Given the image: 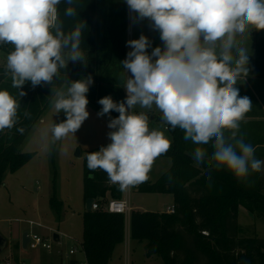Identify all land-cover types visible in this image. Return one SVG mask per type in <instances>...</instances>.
<instances>
[{"label":"clouds","instance_id":"1","mask_svg":"<svg viewBox=\"0 0 264 264\" xmlns=\"http://www.w3.org/2000/svg\"><path fill=\"white\" fill-rule=\"evenodd\" d=\"M132 23L148 20L158 31L163 47L152 48L141 33L130 39L124 60L127 73L126 97L116 102L101 98L98 117L109 116L107 133L111 141L98 151L88 152L90 171L102 170L109 183L130 190L148 179L155 160L171 148L166 135L179 128L185 142L197 145L193 159L209 169L227 170L238 179L264 170V160L255 157V147L239 136L241 122L253 103L241 96L238 81L250 72L249 49L243 38L253 30H264V0H124ZM65 5L63 18L58 6ZM82 0H0V46L12 45L2 76L11 79L19 97L61 79L69 62L87 66L81 48L87 24L78 19ZM65 19L75 20L65 31ZM94 83L91 75L79 80L64 78L53 91L50 107L65 119L52 121L36 130L45 152L58 141L81 128L90 113L87 93ZM142 111L136 112V108ZM20 101L7 89H0V131L11 130L20 120ZM155 108L162 115L159 126L150 129L146 111ZM119 115L111 117V112ZM24 117L31 119L27 110ZM23 135L24 127L16 129ZM235 143L229 142L225 132ZM238 137V138H237ZM212 148L209 156L202 147Z\"/></svg>","mask_w":264,"mask_h":264},{"label":"trees","instance_id":"2","mask_svg":"<svg viewBox=\"0 0 264 264\" xmlns=\"http://www.w3.org/2000/svg\"><path fill=\"white\" fill-rule=\"evenodd\" d=\"M107 6H115L117 11L115 8L107 11ZM64 8L63 3L58 6L61 18ZM78 12V19L87 24L81 44L87 66L69 62L67 68L61 70V79H54L52 86L33 89L30 82L26 83L23 90L27 95L20 98L11 79L3 78L4 64H0V89H7L21 104L19 123L11 130L0 131V176L8 164L14 171L34 155V152L18 151V145L50 103L54 94L51 89L60 87L64 78L79 80L91 75L94 83L86 95L98 111L102 108L98 101L105 96H111L116 102L124 99L125 70L120 61L126 55V25L122 23L126 18V3L124 0H82ZM101 17L110 18V23L106 26L100 24ZM75 22L65 19V31L70 30ZM12 50L10 44L0 46L2 52ZM254 68L255 75L264 77V30H254ZM25 110L31 113V119L24 117ZM110 115L115 118L119 113L113 111ZM105 116L109 119L108 115ZM19 127L26 129L23 135L16 131ZM168 132L171 148L161 156L171 159L170 167L155 181L148 178L135 188L142 193H171L174 211H131V238L144 240L146 255H157L164 264H264V238L238 235L236 223L239 200L245 204L252 202L264 210V195L259 189L240 184L227 170L203 171L195 167L186 152L183 132L179 128ZM86 155L83 158L84 201L91 197L102 205L108 199L107 195L120 198L121 190L109 183L104 171L89 170ZM208 182L226 192L213 193ZM49 204L60 214L61 202L56 199L55 192ZM124 221L123 214L108 212L101 207L84 210L81 247L86 264H108L114 247L123 241Z\"/></svg>","mask_w":264,"mask_h":264},{"label":"rangeland","instance_id":"3","mask_svg":"<svg viewBox=\"0 0 264 264\" xmlns=\"http://www.w3.org/2000/svg\"><path fill=\"white\" fill-rule=\"evenodd\" d=\"M112 8L117 11L115 6H110L109 9ZM149 23L146 19L139 23H132L128 11L124 34L126 42L130 39H138L141 33L146 35L152 42V47L148 49L151 53L152 48L163 47V44L159 32L153 31ZM248 38L250 40V34L238 39H242L244 46L248 48ZM130 50L127 47V52ZM7 54L0 51V64L6 63ZM126 79L127 73H125L123 86ZM123 92L125 99V89ZM87 110L90 115L75 136L70 135L58 141L52 146L50 152H45L38 142L36 130L52 121L59 123L65 119L63 112L54 115L49 103L17 148L20 152H34V155L18 169L11 171L8 164L2 172L0 176V235L7 240V245L0 251V264H40L47 261L33 260H39L48 253H56V251L59 256L68 260L73 256L69 253V249L75 251V256L81 259V262L85 261L79 243L83 229L82 214L85 210L83 158L89 151H98L101 146H107L111 142L107 137L110 131L107 127L109 119L106 116L98 117L99 111L91 103H88ZM134 111L139 112L142 109L137 107ZM143 111H146L149 117L153 113L157 115L151 128L158 127L162 114L155 108L150 112ZM76 149L80 151L79 156L75 155ZM170 165V158L158 157L148 173L149 179L155 181ZM54 192L56 199L61 202L60 214L49 204ZM107 196L111 199L109 195ZM126 197L129 198L132 208L139 211L165 212L166 208L172 205L173 200L171 194L142 193L133 191V188L128 193L127 190L121 191L120 198ZM239 201L242 203L238 204V235L248 237L256 234L258 238H264V220L256 216L255 206L247 205L241 199ZM257 209L260 211L259 207ZM24 231L36 233L42 239H47L52 247L50 249L41 246L23 248L21 237ZM53 233L60 234L59 243L52 239ZM125 238L115 248L114 261L120 260L121 264H164L157 255L152 258L144 256L145 241L139 242L128 235L129 248H127Z\"/></svg>","mask_w":264,"mask_h":264},{"label":"crops","instance_id":"4","mask_svg":"<svg viewBox=\"0 0 264 264\" xmlns=\"http://www.w3.org/2000/svg\"><path fill=\"white\" fill-rule=\"evenodd\" d=\"M106 8L108 11V9L110 7L107 6ZM127 14H128V6L126 5V17H127ZM99 21L101 22L100 24L106 26L110 23L111 20L108 17H101V18H99ZM122 23L126 25V18L124 19V21L122 20ZM124 39H125V34H124ZM247 46H248V49L250 52V58H249L250 72H249V75L245 79L244 82L238 81L237 86H239L240 95L241 96H245V95L248 96L252 100L253 106H252L251 111H249L246 114L245 120L241 122L240 132L238 134V137L243 136L246 143H251L256 149L255 157L257 159L264 160V77H259V76L255 75V68H254V30L250 33V40L248 38V45ZM251 46H252V48H251ZM125 48H126V54H127L126 40H125ZM125 57H126V55H125ZM125 73H126V71H125ZM156 116L157 115H155L154 113L150 114V117H149L150 127L152 125L153 120L156 119ZM167 136L171 139L169 132H167ZM225 136L229 140V142L235 143V140L231 138L230 132L226 131ZM185 146H186V152L191 156L192 164L195 167L201 168L203 171L210 170L207 163L197 164L194 161L193 153H194L195 147H197V145L193 144L191 141H188V142H185ZM202 147H204L207 150V153L210 156L211 152H212V148H211L210 144L209 145H203ZM212 170H215V169H212ZM234 177H236V176L234 175ZM236 179L238 180V182L240 184L248 185L250 187H253L254 189H259L260 193L262 195H264V170H262L261 172H252L246 178L238 179L236 177ZM207 186L215 194L216 193L217 194H224L226 192L222 187L216 186L211 182H208ZM133 191L138 192L135 187H133ZM158 194H171V193H158ZM107 198H108V196H107ZM128 200H129V198H128ZM129 204H130V202H129ZM251 204H253L255 206V209L257 211L256 216L261 218L262 220H264V210H262L261 207H259L258 205L256 206V204H254L252 202L247 203V205H251ZM172 205H173V200H172ZM130 206H131V204H130ZM258 207L260 208V211H258V209H257ZM131 211H139V210H135L131 206V210L129 211V213L123 214L125 216L124 237H126L125 243H126L127 248H129L128 235H130V212ZM145 211H147V210H145ZM165 212H167V208H166ZM237 213H238V208H237ZM236 223H237V217H236ZM59 236H60V234H58V238H59ZM240 236H242V235H240ZM254 236H256V234H253V236H248V237H254ZM59 240H60V238H59ZM81 240H82V238H81ZM81 240L79 241L80 245H81ZM139 242H142V241L139 240ZM145 243H143V254H144V256L146 258L156 257L154 255H151V256L146 255V251H145V247H144ZM118 246H119V244L114 247V249L112 251V255L108 261V264H121L120 260L114 261V259H113V254H114L115 248ZM81 249H82V247H81ZM70 250L71 249H69V251ZM70 254L73 256L71 258H69L68 260H66V259L62 258V256H59L58 252L56 251V253H51V254L48 253V255H45L44 258H41L39 260H33V261H47V262H43L40 264H69L71 261H75L76 264H86V259H85V255H84L83 250H82V255H83V258L85 260L83 262H81V259H79L75 256V251L73 253H70ZM17 261H18V259H17ZM19 261H21V260H19ZM19 264H23V263H19ZM33 264H37V263H33Z\"/></svg>","mask_w":264,"mask_h":264},{"label":"built area","instance_id":"5","mask_svg":"<svg viewBox=\"0 0 264 264\" xmlns=\"http://www.w3.org/2000/svg\"><path fill=\"white\" fill-rule=\"evenodd\" d=\"M129 190H127L128 192ZM103 208V210L112 212V213H121V214H127L131 210V206L129 204L128 198H111L105 201L102 205H100L97 201L92 202L91 204V210H95L98 208ZM174 208L173 205L170 207H167V212H173ZM29 241L27 243V246L30 248H36L38 246H41L45 249H50L52 246L50 243L47 242V239H42L38 234L36 233H28ZM53 239V236H52ZM56 241L59 243V238L56 239ZM74 250L71 249L69 253H73Z\"/></svg>","mask_w":264,"mask_h":264},{"label":"water","instance_id":"6","mask_svg":"<svg viewBox=\"0 0 264 264\" xmlns=\"http://www.w3.org/2000/svg\"><path fill=\"white\" fill-rule=\"evenodd\" d=\"M75 155L76 156L80 155V151L78 149H76ZM93 200L94 199L91 198V197H88V198L85 199V209L87 211L91 210V204H92ZM57 238H58V234L57 233H53V240L56 241ZM28 241H29L28 232L24 231L22 233V237H21V243H22V247L23 248L27 247ZM6 245H7V240L0 235V251L3 250L6 247Z\"/></svg>","mask_w":264,"mask_h":264}]
</instances>
